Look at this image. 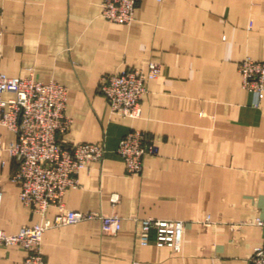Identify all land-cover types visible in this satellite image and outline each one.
I'll use <instances>...</instances> for the list:
<instances>
[{
    "label": "crops",
    "instance_id": "crops-1",
    "mask_svg": "<svg viewBox=\"0 0 264 264\" xmlns=\"http://www.w3.org/2000/svg\"><path fill=\"white\" fill-rule=\"evenodd\" d=\"M101 2L0 0V71L32 70L65 85L72 123L62 141L106 144L105 159L65 191L66 207L121 218L114 234L98 220L46 230V264H250L264 241L249 222L264 219V97L252 104L238 64L264 59V0H139L130 24L105 19ZM151 61L161 72L147 83L140 117L112 113L100 78ZM132 129L151 133L159 151L128 175L115 149ZM0 134L4 147L15 140L6 128ZM0 159V228L15 233L42 217L19 199L15 160L5 150ZM56 212L49 207L46 217ZM144 217L183 220L181 249L142 245ZM25 256L20 245H0V264H23Z\"/></svg>",
    "mask_w": 264,
    "mask_h": 264
},
{
    "label": "built area",
    "instance_id": "built-area-1",
    "mask_svg": "<svg viewBox=\"0 0 264 264\" xmlns=\"http://www.w3.org/2000/svg\"><path fill=\"white\" fill-rule=\"evenodd\" d=\"M139 0H102L101 14L110 22L130 24L135 18ZM2 32L0 31V55ZM242 88L253 95L254 106L264 97V59L244 57L238 64ZM161 72V65L149 62L146 69L126 67L104 75L99 80V91L104 95L112 113L122 117L141 115V101L147 93V83ZM12 93L4 98V93ZM68 88L55 81L43 82L34 71L22 77L9 76L0 71V128L15 134V140L3 146L0 134V152L5 150L16 167L11 180L19 185V199L42 219L31 225H22L15 233L0 228V245H20L26 251L23 264H46L42 251V238L46 230L86 220H98L104 233H116L121 227L117 213L79 211L67 208L63 197L70 187L79 185L78 173L101 163L107 154L104 141L64 143L61 136L70 128L72 119L66 114ZM158 145L151 133L132 129L118 142L115 152L122 158L128 175L143 168L146 155H157ZM4 160L0 159V165ZM113 203L119 195L113 194ZM2 191L0 189V207ZM49 207L57 212L46 217ZM140 222L139 242L142 245L168 246L181 249L185 222L181 219L144 217ZM250 223L264 231V219L255 217ZM153 233V236H152ZM250 264H264V241L256 246Z\"/></svg>",
    "mask_w": 264,
    "mask_h": 264
}]
</instances>
